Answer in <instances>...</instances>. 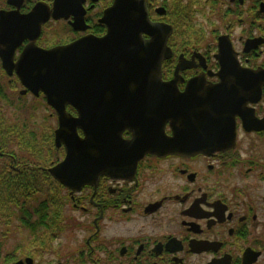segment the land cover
I'll use <instances>...</instances> for the list:
<instances>
[{"label":"flooded vegetation","instance_id":"obj_1","mask_svg":"<svg viewBox=\"0 0 264 264\" xmlns=\"http://www.w3.org/2000/svg\"><path fill=\"white\" fill-rule=\"evenodd\" d=\"M68 1V17L46 21L36 45L104 35L99 19L113 0ZM38 2L51 8L54 0H0V11L26 14ZM145 5L153 22H178L167 41L171 56L161 63L163 82L174 79L177 68V88L185 93L192 80L218 84L223 62L245 72L244 106L226 108L242 110L234 114V146L194 155L146 153L122 176L100 175L78 190L57 188L48 172L56 163L54 109L41 93L26 91L14 72L7 75L0 60V264H264V0ZM27 43L15 48L14 62ZM10 109L21 111L22 122L9 123ZM39 110H49L46 118L55 120L53 151L51 131L35 125ZM68 113L77 115L69 106ZM163 125L171 136L169 123ZM131 136L127 129L121 133L123 140ZM41 152L49 154L47 165L40 163ZM56 202L60 217L53 219ZM67 211L81 218L67 217ZM48 224L54 227L42 233ZM67 231L80 233L76 245L68 246L65 262H53Z\"/></svg>","mask_w":264,"mask_h":264},{"label":"water","instance_id":"obj_2","mask_svg":"<svg viewBox=\"0 0 264 264\" xmlns=\"http://www.w3.org/2000/svg\"><path fill=\"white\" fill-rule=\"evenodd\" d=\"M68 3L54 0L50 8L38 2L26 14L0 11L3 70L14 72L26 90L43 93L55 110L54 143L57 149L63 146L64 157L48 172L60 185L78 190L95 184L100 175L122 176L126 166L134 170L146 153L194 155L234 146V114L242 110L226 108L244 106L240 90L245 72L229 70L223 62L218 84L192 80L185 93L177 88V68L175 78L163 82L161 63L171 56L167 41L173 29L149 19L145 0H113L99 19L107 29L102 37L87 35L67 45L38 47L42 25L50 18H67ZM25 39L28 43L14 62L15 48ZM68 105L77 116L68 113ZM190 107L201 110H184ZM184 116L190 117L185 126ZM164 122L171 136L165 134ZM126 129L130 140L121 138Z\"/></svg>","mask_w":264,"mask_h":264},{"label":"rangeland","instance_id":"obj_3","mask_svg":"<svg viewBox=\"0 0 264 264\" xmlns=\"http://www.w3.org/2000/svg\"><path fill=\"white\" fill-rule=\"evenodd\" d=\"M7 112H8V119H9L10 124L22 122L23 117L20 114L21 111L10 109V110H7ZM25 112H28V111H25ZM48 113H49V110H39V112L35 115L34 121L36 122L35 125H37L39 128H40V124H42V130L45 128L47 130V132H49V131L52 132L54 127H55V120L46 118V116L48 117ZM30 120L27 123L31 124ZM50 128H51V130H50ZM241 143L243 144L242 141H241ZM68 214H70V217L72 219H77V218L80 219L81 218V214H79V213L72 214V212L67 211V217H68ZM79 232H81V231L79 230ZM79 232H77V231L65 232L63 234L64 237L60 239V243L62 242L61 246H60V244L56 246V249H58L60 258L57 259V258L53 257V259H51L50 257H47L46 261L48 262L49 259H51V261H53V262H60V260L62 263L65 262V257L68 256V246H70L71 248L75 247V245H76V243L74 242V240L76 239L75 236L79 235L80 234ZM69 236H70V239H68ZM69 240H71V241H69Z\"/></svg>","mask_w":264,"mask_h":264},{"label":"trees","instance_id":"obj_4","mask_svg":"<svg viewBox=\"0 0 264 264\" xmlns=\"http://www.w3.org/2000/svg\"><path fill=\"white\" fill-rule=\"evenodd\" d=\"M168 22L170 24H172L173 28L175 29V33L174 34H176V31H177V28H178L177 20L176 19H171V20H168ZM25 144H26V142H25ZM48 144L50 145L51 151H53L52 147H54V146H53V135L52 134H51V140L48 142ZM25 148H26V146H25ZM25 154H26V152L24 153V155ZM62 156H63V150L62 149L56 150V162L59 161ZM39 159H40V163H41L42 166L43 165H47V163H49L50 160H51L50 157H49V154L47 156H44L42 152L39 154ZM55 184H56L57 188H60L59 184H57V183H55ZM23 187H25V188L27 187V183L26 182L23 183ZM61 205L59 204V202L54 203L53 206H54V210L56 212V216L53 219H58L60 217V207H61ZM53 227H54V224H48V225H45V226L41 225V232L42 233H48V230L52 229ZM43 231H45V232H43Z\"/></svg>","mask_w":264,"mask_h":264}]
</instances>
